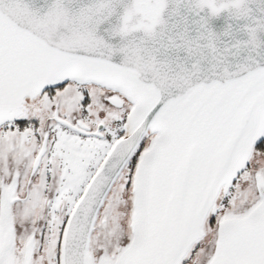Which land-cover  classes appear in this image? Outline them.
I'll list each match as a JSON object with an SVG mask.
<instances>
[{
	"label": "snow or ice",
	"instance_id": "6c2138e0",
	"mask_svg": "<svg viewBox=\"0 0 264 264\" xmlns=\"http://www.w3.org/2000/svg\"><path fill=\"white\" fill-rule=\"evenodd\" d=\"M0 264H264V0H0Z\"/></svg>",
	"mask_w": 264,
	"mask_h": 264
}]
</instances>
